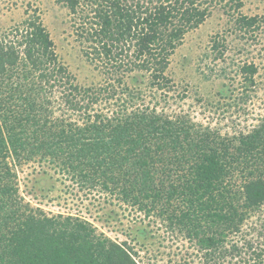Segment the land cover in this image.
<instances>
[{
  "label": "trees",
  "instance_id": "1",
  "mask_svg": "<svg viewBox=\"0 0 264 264\" xmlns=\"http://www.w3.org/2000/svg\"><path fill=\"white\" fill-rule=\"evenodd\" d=\"M241 2L64 0L87 59L120 75L99 90L74 83L38 17L0 33V264H140L126 241L96 239L87 221L29 207L18 193L16 167L31 160L72 171L147 215L160 208L167 228L194 242L202 264H264V116L250 131L221 136L185 116L172 120L139 107L142 93L121 85L123 74L136 71L144 77L133 82L168 88L171 55L216 8L249 32L257 17L239 14ZM256 71L254 63L239 67L247 74L245 98ZM102 100L118 108L90 113ZM254 214L259 221L250 220ZM182 263L193 260L162 264Z\"/></svg>",
  "mask_w": 264,
  "mask_h": 264
},
{
  "label": "rangeland",
  "instance_id": "2",
  "mask_svg": "<svg viewBox=\"0 0 264 264\" xmlns=\"http://www.w3.org/2000/svg\"><path fill=\"white\" fill-rule=\"evenodd\" d=\"M241 1L238 13L256 16V24L243 33L236 29L235 15L231 17L221 8L214 9L203 23L185 34L171 55L165 71L171 82L165 90H158L148 82L131 80L132 76L144 77L143 72L123 74L122 87L127 85L133 92L142 93L137 102L139 107L155 109L172 120L185 116L197 125L217 130L221 136L250 131L261 124L264 116V0ZM69 16L64 0H0V33L14 26L21 27L25 19L38 17L54 43L60 63L67 68L74 83L99 90L107 83L116 82L114 78L120 77L119 74L104 73L99 62L87 59L83 52L86 44L76 40ZM215 40L217 44L213 43ZM223 47V55L216 56ZM246 63H254L257 68L247 98L243 97L245 89H241L247 74L239 72V67ZM116 95L126 97L117 92ZM57 96L52 94L53 102L59 100ZM112 104L111 100H102L94 104L90 113L101 109L102 113L110 114L113 108H118ZM55 112L64 119L68 117L59 109ZM69 117L75 121L74 115ZM67 121L70 120L67 118ZM166 164L175 167L174 162ZM16 169L18 193L29 207L39 208L49 216H70L89 222L94 227L96 239L105 237L133 246L140 264H162L168 259L181 258H191L193 264H202L201 253L194 242L187 239L182 230L167 228L164 220L167 214L160 216V208L150 210L147 215L137 204L110 196L90 182L82 183L70 176L72 171L54 167L48 161L31 160ZM155 181L157 184L158 180ZM262 211L264 215V209ZM259 219L254 214L250 220Z\"/></svg>",
  "mask_w": 264,
  "mask_h": 264
}]
</instances>
